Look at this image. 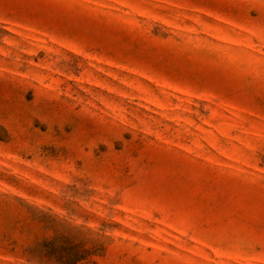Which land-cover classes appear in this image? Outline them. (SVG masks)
Returning a JSON list of instances; mask_svg holds the SVG:
<instances>
[{
    "label": "rangeland",
    "instance_id": "1",
    "mask_svg": "<svg viewBox=\"0 0 264 264\" xmlns=\"http://www.w3.org/2000/svg\"><path fill=\"white\" fill-rule=\"evenodd\" d=\"M0 264H264V0H0Z\"/></svg>",
    "mask_w": 264,
    "mask_h": 264
}]
</instances>
